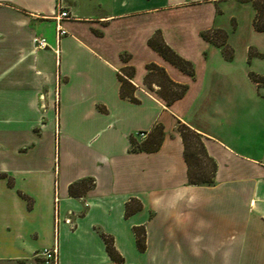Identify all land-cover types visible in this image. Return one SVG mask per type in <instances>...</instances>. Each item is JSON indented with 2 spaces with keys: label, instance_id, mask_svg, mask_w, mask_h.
Here are the masks:
<instances>
[{
  "label": "crops",
  "instance_id": "1",
  "mask_svg": "<svg viewBox=\"0 0 264 264\" xmlns=\"http://www.w3.org/2000/svg\"><path fill=\"white\" fill-rule=\"evenodd\" d=\"M247 2L0 0V264L53 247L57 264H111L102 234L125 264H264V42L238 62L228 44ZM151 64L187 87L169 106ZM181 125L215 162L212 186L188 185ZM156 126L159 149L131 152ZM181 189L196 200L173 207Z\"/></svg>",
  "mask_w": 264,
  "mask_h": 264
},
{
  "label": "trees",
  "instance_id": "2",
  "mask_svg": "<svg viewBox=\"0 0 264 264\" xmlns=\"http://www.w3.org/2000/svg\"><path fill=\"white\" fill-rule=\"evenodd\" d=\"M252 5L255 11L252 22L253 29L257 33L264 32V0L260 2L252 0ZM203 37L207 38L205 35H203ZM150 44L165 60L184 73L193 76L194 73L191 63L178 56L162 41L157 40L155 43L151 42ZM147 70L148 74L146 81L155 83L159 86L160 90L158 95L167 106L179 100L184 95L187 87L173 83L169 80L163 69L151 64L147 66ZM122 81L126 83V80L122 79ZM178 132L184 147L183 155L187 166L188 185L212 186L215 179L216 164L213 159L208 156L201 135L185 125L179 126ZM162 137V128L156 126L146 136L144 141L137 143L134 139L131 140V152H156L161 145ZM92 185L93 181L91 180L72 184L69 187V194L72 196H79V193L89 189ZM131 212L132 210L127 207V214ZM135 233L137 236V246L142 251L145 248L143 229L136 228ZM102 239L105 243L106 252L111 260V264H125L124 259L114 247L113 239L104 234H102Z\"/></svg>",
  "mask_w": 264,
  "mask_h": 264
},
{
  "label": "rangeland",
  "instance_id": "3",
  "mask_svg": "<svg viewBox=\"0 0 264 264\" xmlns=\"http://www.w3.org/2000/svg\"><path fill=\"white\" fill-rule=\"evenodd\" d=\"M254 1H263V0H254ZM247 2V0H246ZM250 4H246V6L240 8L239 11H237V21L238 25L236 28V31L232 34H228V44L232 47V49L235 51L237 62L241 60V55L244 52L245 46L247 44H262L264 42V34H255L250 17H252V8L250 5H252V0H249ZM243 3V1H242ZM248 3V2H247ZM221 10L226 12H233L232 9L228 10V6H220ZM254 10V9H253ZM251 14V16H250ZM212 36V35H211ZM216 36V39L219 42H222L223 36L214 35Z\"/></svg>",
  "mask_w": 264,
  "mask_h": 264
},
{
  "label": "built area",
  "instance_id": "4",
  "mask_svg": "<svg viewBox=\"0 0 264 264\" xmlns=\"http://www.w3.org/2000/svg\"><path fill=\"white\" fill-rule=\"evenodd\" d=\"M65 16V14H62ZM37 46L40 49H44L46 47V44L44 40H40L37 42ZM141 137H143V134H140ZM41 256L43 257V263L44 264H57V247H53L50 249H45L42 253Z\"/></svg>",
  "mask_w": 264,
  "mask_h": 264
},
{
  "label": "clouds",
  "instance_id": "5",
  "mask_svg": "<svg viewBox=\"0 0 264 264\" xmlns=\"http://www.w3.org/2000/svg\"><path fill=\"white\" fill-rule=\"evenodd\" d=\"M195 200H196V197L194 195H190V193L187 190L181 189V190L176 191L174 195L175 203L173 204V207H175L176 205L182 202L192 204L195 202ZM154 203L160 204V200L157 199L156 201H154ZM198 240H199V237H197L196 240L193 241V243L197 242Z\"/></svg>",
  "mask_w": 264,
  "mask_h": 264
}]
</instances>
